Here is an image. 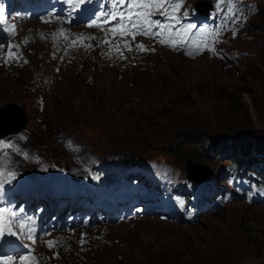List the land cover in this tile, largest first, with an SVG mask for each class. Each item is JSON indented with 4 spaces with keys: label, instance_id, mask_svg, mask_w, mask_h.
Masks as SVG:
<instances>
[{
    "label": "rangeland",
    "instance_id": "374dc122",
    "mask_svg": "<svg viewBox=\"0 0 264 264\" xmlns=\"http://www.w3.org/2000/svg\"><path fill=\"white\" fill-rule=\"evenodd\" d=\"M245 1L253 8L228 63L165 51L101 70L90 43L61 53L51 41L59 29L40 16L23 21L15 38L0 36V107L15 110L26 129L0 142V174L42 175L40 163L54 160L103 174L104 166L139 167L192 196L212 193L216 208L67 231L61 251L14 264H264V177L241 175L239 164L250 155L264 167V0ZM187 158L208 165L210 176L186 180Z\"/></svg>",
    "mask_w": 264,
    "mask_h": 264
},
{
    "label": "water",
    "instance_id": "95a60500",
    "mask_svg": "<svg viewBox=\"0 0 264 264\" xmlns=\"http://www.w3.org/2000/svg\"><path fill=\"white\" fill-rule=\"evenodd\" d=\"M204 11L207 12L210 8L209 4H204ZM0 117H5L6 119H9L12 117V124L8 128H5L3 130H0V137H3L8 132H12L15 130H18L24 126V121L20 122V124L17 123L18 113H16L15 110L7 108V106H3L0 108ZM186 170H187V178L188 179H195L197 181L202 180L206 178L208 175H210L211 170L210 168L205 165L201 164L199 162H193L190 158L186 160Z\"/></svg>",
    "mask_w": 264,
    "mask_h": 264
},
{
    "label": "snow or ice",
    "instance_id": "6c2138e0",
    "mask_svg": "<svg viewBox=\"0 0 264 264\" xmlns=\"http://www.w3.org/2000/svg\"><path fill=\"white\" fill-rule=\"evenodd\" d=\"M160 5H159V3H152V4H149V3H142V4H137V5H135V7H137V8H148V7H159ZM177 7H178V5H177ZM123 14H121V16H122ZM112 19H116V15L115 14H113V16H112ZM131 19H137V20H139L140 19V17L139 16H137V17H134V18H130V20ZM90 27L91 26H100V25H96L95 24V22H93V25H89ZM120 34L122 35V34H124L123 33V31H121L120 32ZM144 34H148L147 32H145ZM105 42H107V41H105ZM162 43L163 42H165V41H161ZM138 47L141 49V50H145L144 48H143V45H138ZM9 55H11V53H9ZM8 146H10V145H8ZM0 211H4V210H0ZM24 227V225L23 224H21V228H23ZM4 234V230L3 229H0V236H2ZM13 235H15V233H12ZM29 238H31V237H29ZM49 243V246L51 247L52 246V244H53V242H51V241H49L48 242ZM12 257H7V258H5V257H3V256H0V264H11V262H12ZM21 259V261L23 262L25 259H27L26 257H21L20 258Z\"/></svg>",
    "mask_w": 264,
    "mask_h": 264
},
{
    "label": "bare ground",
    "instance_id": "6f19581e",
    "mask_svg": "<svg viewBox=\"0 0 264 264\" xmlns=\"http://www.w3.org/2000/svg\"><path fill=\"white\" fill-rule=\"evenodd\" d=\"M44 20V19H43ZM42 21V20H41ZM40 21V22H41ZM45 24V23H44ZM24 40V39H23ZM84 56V55H83ZM122 67V66H121ZM229 70V69H228ZM11 109V108H10ZM13 122H12V120H10V122L8 123V124H12ZM249 143H251V144H256L254 141H251V140H249L248 141ZM213 147H215V146H213ZM234 154H240L239 152H235ZM130 171H132V172H130V173H132V174H135L136 175V173H139L140 171L137 169V170H131L130 169ZM133 172H136V173H133ZM199 194V193H198ZM57 249H58V247H57ZM34 259V258H33ZM30 260V259H29ZM41 264V263H40Z\"/></svg>",
    "mask_w": 264,
    "mask_h": 264
},
{
    "label": "trees",
    "instance_id": "16d2710c",
    "mask_svg": "<svg viewBox=\"0 0 264 264\" xmlns=\"http://www.w3.org/2000/svg\"><path fill=\"white\" fill-rule=\"evenodd\" d=\"M3 121V119L2 120H0V122H2ZM5 121V120H4ZM242 162H243V160H241ZM258 162V159H256V157L255 156H253V159L251 160V162L253 163V162ZM260 175H263L264 176V173H259Z\"/></svg>",
    "mask_w": 264,
    "mask_h": 264
}]
</instances>
